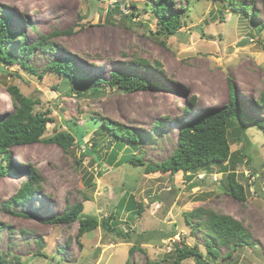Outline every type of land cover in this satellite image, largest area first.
Listing matches in <instances>:
<instances>
[{
    "label": "rangeland",
    "instance_id": "1",
    "mask_svg": "<svg viewBox=\"0 0 264 264\" xmlns=\"http://www.w3.org/2000/svg\"><path fill=\"white\" fill-rule=\"evenodd\" d=\"M242 2L256 11L254 24L252 12L234 13L227 2L171 0V10L180 13L184 24L166 39L154 35L158 20L147 0H0V17L9 18L20 44L29 46L44 36L53 46L30 56L36 74L18 63L0 65V121L15 110L9 88L16 86L38 102L35 113L52 119L44 138L62 132L74 138L67 150L40 142L14 148L9 162L0 156L2 167L12 165L0 176V251L8 264H18L17 259L21 264H172L176 245L197 248L204 257L214 247L217 259L207 257L213 264H264V127L246 122L244 135L236 121L230 129L232 158L225 164L188 175L145 171L148 164L172 156L182 125L225 108L232 87L243 110L264 120L259 104L264 94V0ZM7 51L19 54L18 44L8 45ZM64 58L88 78L108 82L112 73L139 75L160 88L126 93L105 84L98 93L79 95V85L44 72L49 62ZM104 119L137 135L134 149L144 166H118L123 151L109 163L115 142ZM229 173L244 185L246 203L227 193ZM32 174L39 178V190L26 203L10 205ZM124 196L134 197L143 211L137 217L122 212L116 222L130 228V241L106 235L102 228L79 240L78 222H42L82 202V218L101 221L118 212ZM164 199L172 202L170 207ZM199 208L242 223L254 246L232 252L230 243L214 239L195 217ZM183 264L197 263L191 258Z\"/></svg>",
    "mask_w": 264,
    "mask_h": 264
},
{
    "label": "trees",
    "instance_id": "2",
    "mask_svg": "<svg viewBox=\"0 0 264 264\" xmlns=\"http://www.w3.org/2000/svg\"><path fill=\"white\" fill-rule=\"evenodd\" d=\"M150 3L151 10L157 17V31L154 33L156 38L164 36L166 39L174 36L181 29L182 23L181 15L179 12L171 10V0H147ZM229 3V7L234 13L249 15L250 21L252 15L256 13L252 7L246 6L242 0H216ZM135 8L136 5H133ZM251 23L254 24L252 20ZM264 29V23L261 27ZM21 38L25 36L20 35ZM44 36L41 40L35 41L32 45H22L19 40L14 37L8 17H0V65L3 63H18L21 64L26 70L33 74L38 73L34 70L33 65L29 64L30 56L37 49L43 51L52 50L53 46ZM13 42L18 44L19 54L10 55L7 51L8 45ZM164 42V41H163ZM162 43V42H161ZM165 43V42H164ZM163 43V44H164ZM148 65L147 61H140ZM51 71L63 78L65 81L73 85H79L77 90L79 95L91 91L98 93V89L102 85L107 84L112 89H118L122 92L132 93L135 91H150L159 89L156 85L145 77L139 75H129L121 73H112L110 80L104 81L97 78H88L80 74L79 68L69 58L57 59L49 62L44 69V72ZM163 71V70H162ZM9 92L16 101L15 110L12 114L8 115L0 121V156L6 162H9L14 148L23 147L28 145L43 143H56L61 145L64 150L69 149L73 143L74 138L70 133L62 132L50 138H44L48 125L52 122L48 113H35V107L38 104L30 97H26L18 87L11 86ZM230 100L228 105L218 111L209 110L202 113L197 119L185 123L179 130L178 146L173 152L172 156L163 162L153 166L148 164L145 168L147 174L152 173H170L171 175L183 172L185 175L195 174L211 165L225 164L232 158L231 152V139L230 129L232 125L238 121L240 134L246 132V122L256 123L258 126L264 127V120L260 121L257 118L245 112L239 102V98L234 91L230 88ZM259 104L264 106V94L259 99ZM104 127L109 131L114 138L115 150L110 164H114L117 159L118 153L123 151L121 158L117 165L123 166L126 164H134L137 167L144 166L145 163L141 160L140 156L135 153V144H138L139 138L137 135L122 124L113 123L106 119L103 120ZM12 169L11 163L7 167H2L0 163V176H5L8 171ZM38 176L32 174L28 182H25L19 189V192L12 198L10 205L26 203L34 193L39 190ZM229 193L237 201L244 204L247 201V193L244 185L237 180L235 173L228 175ZM118 207V212L111 214L108 218L99 221L96 217L82 218L84 211V204L78 203L69 208L62 214L43 218L42 222L52 226L59 225H72L79 223V230L77 239H81L84 235L102 228L106 235H114L116 237L130 241L133 238V233L129 232L130 228L126 230L119 228L116 224L122 212H131L134 217L142 214V206L139 205L134 197H122ZM195 217L202 219V226H206L208 231L214 239H217L221 244H231L232 252L236 248L243 246H254L251 243L252 236L243 226L242 223L236 219L221 215L209 209H197ZM200 224V223H199ZM145 240V239H144ZM133 253V250L130 251ZM229 253L227 257H231ZM207 257L217 259L216 249L210 247ZM204 257L203 254L197 249L190 246L180 248L176 245V258L172 264H183L187 259L193 258L197 264H213L211 260ZM17 263L21 264L17 259ZM0 264H8V259L3 256L0 251ZM127 264H130L129 262ZM147 264H154L148 262Z\"/></svg>",
    "mask_w": 264,
    "mask_h": 264
},
{
    "label": "water",
    "instance_id": "3",
    "mask_svg": "<svg viewBox=\"0 0 264 264\" xmlns=\"http://www.w3.org/2000/svg\"><path fill=\"white\" fill-rule=\"evenodd\" d=\"M247 42H248V39L241 41V42L238 44V47H242V46L246 45ZM164 201H165V203L167 204L168 207L171 206L172 202H167L165 199H164Z\"/></svg>",
    "mask_w": 264,
    "mask_h": 264
}]
</instances>
